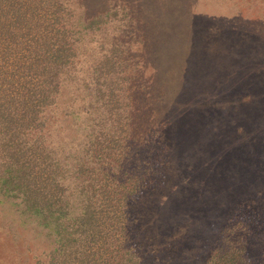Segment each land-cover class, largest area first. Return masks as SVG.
Returning a JSON list of instances; mask_svg holds the SVG:
<instances>
[{"label": "rangeland", "instance_id": "obj_1", "mask_svg": "<svg viewBox=\"0 0 264 264\" xmlns=\"http://www.w3.org/2000/svg\"><path fill=\"white\" fill-rule=\"evenodd\" d=\"M80 1L134 18L124 72L154 173L135 208L142 264H207L221 242L264 264V0ZM89 46L79 64L103 49ZM51 244L0 196V264H49Z\"/></svg>", "mask_w": 264, "mask_h": 264}, {"label": "trees", "instance_id": "obj_2", "mask_svg": "<svg viewBox=\"0 0 264 264\" xmlns=\"http://www.w3.org/2000/svg\"><path fill=\"white\" fill-rule=\"evenodd\" d=\"M80 5L0 0V196L46 230L49 264H142L135 208L153 172L124 72L134 18L123 6L85 15ZM93 41L103 49L79 64ZM227 243L207 264L250 263Z\"/></svg>", "mask_w": 264, "mask_h": 264}]
</instances>
